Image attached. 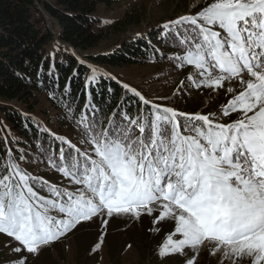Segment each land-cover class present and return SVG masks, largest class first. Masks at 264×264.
Masks as SVG:
<instances>
[{
  "label": "snow or ice",
  "instance_id": "obj_1",
  "mask_svg": "<svg viewBox=\"0 0 264 264\" xmlns=\"http://www.w3.org/2000/svg\"><path fill=\"white\" fill-rule=\"evenodd\" d=\"M163 29L165 43L183 53L169 59L194 68L190 85L218 90L238 81L226 88L232 98L219 113H180L123 84L143 107L133 116L122 100L107 125L91 95L78 117L68 107L84 149L52 134L61 147L44 155L74 190L27 172L11 150L0 165V233L19 243L14 252L38 255L94 217L156 212L154 223L174 222L161 258L190 248L194 255L185 264H195L200 246L210 242L221 264L246 257L264 264V0H210ZM91 72L89 83L98 75ZM232 113L238 118L218 122V115Z\"/></svg>",
  "mask_w": 264,
  "mask_h": 264
},
{
  "label": "trees",
  "instance_id": "obj_2",
  "mask_svg": "<svg viewBox=\"0 0 264 264\" xmlns=\"http://www.w3.org/2000/svg\"><path fill=\"white\" fill-rule=\"evenodd\" d=\"M177 1L183 3V10L187 9L189 0ZM117 2L119 0H0V165L6 163L11 150V155L17 159L21 168L32 175L58 178L55 174L44 176L48 165L44 150L49 154H58L61 144L52 134L62 137L61 134L70 133L72 136L67 138L70 142L83 138L68 107L75 109L78 117L88 102L89 95L97 109L103 113L105 125L113 112L120 111L118 105L122 100L126 102V110L130 115L139 113V109L143 107L139 98L128 92L113 77L97 69L96 81L89 83L91 69L95 67L88 66L80 57L103 67L123 68L139 64L143 57H152L154 61L158 50L162 52L159 53L160 58H166L174 65L169 57L179 48L172 46L170 42L165 43V32L159 39L162 45H155L154 53L151 44L153 34L145 39L130 36L131 33L140 31L144 22L149 19L143 5H131L114 20L103 21L98 17L99 4L109 7ZM43 13L55 26L51 29L57 38ZM122 39L123 45L113 52L99 51L106 44L117 43ZM185 72L181 71L183 75H187ZM66 86L68 92H65ZM189 89L197 97L179 101L177 108L182 113L196 112L203 107L204 97L208 101L201 111L203 114L219 113L221 106L228 101L226 89L213 91L194 86ZM41 97L54 110L53 117L47 114L49 111L45 106H39ZM219 116L217 120H220ZM232 118H238L237 114L225 116L224 121L231 122ZM21 154L25 156L23 161L18 159ZM40 194L48 195L46 191H41ZM152 222L150 219L145 223L147 225L142 223L139 230L136 229L139 231L136 245L149 249L148 258L154 256L153 248L160 246L163 240L162 237H157L162 229L155 232ZM49 249L46 247L42 252ZM55 251L57 257L63 259L60 250L57 248ZM146 251L148 252L142 251V258ZM41 257L34 258L38 260L37 264H45L47 261L44 256ZM4 260L0 259V263ZM178 260L182 264L181 259ZM206 260L203 258L201 264H212ZM246 264H251V260Z\"/></svg>",
  "mask_w": 264,
  "mask_h": 264
},
{
  "label": "rangeland",
  "instance_id": "obj_3",
  "mask_svg": "<svg viewBox=\"0 0 264 264\" xmlns=\"http://www.w3.org/2000/svg\"><path fill=\"white\" fill-rule=\"evenodd\" d=\"M208 2H210V0H189L187 9L183 10V3L177 0H119V2L109 7L99 4L97 13L98 17L103 21L114 20L128 10L131 5H143L147 9L149 19L144 22L140 31L131 33L130 36L132 38L141 36L145 39L153 34V40L150 42L153 46L152 53H154L156 50L155 45L160 44L159 39L162 38L165 32L163 29L165 22L175 20L184 15L194 16L201 11ZM38 9L41 10L40 7H38ZM43 15L50 29L51 27L55 28V26L51 24L50 18L47 17L45 13H43ZM52 32L54 37L57 38L56 33L53 30ZM123 42L122 39L117 43L106 44L99 51L111 53L114 49L123 45ZM160 45H162V43ZM159 53L162 52L157 50V55L155 54L157 59L154 58V61L152 57H143L139 64H132L129 67L123 68H107L105 66L96 65L82 57L80 58L88 66H94L105 74L114 77L120 84H128L131 88L136 89L147 100L181 112L177 108L180 104L179 101H182L183 98L189 100L197 97L195 92L190 93L191 91L189 88H191V85L186 79L194 72V68L192 66L178 68L176 63L173 65L168 62L166 58H160ZM177 54H183L180 48L176 53L172 52L171 56ZM183 70L186 71L185 73H187V75L181 73ZM229 86L238 87V81H234L231 84L226 81L225 87L222 89L225 90ZM193 91H196L195 88H193ZM190 94H193V96ZM227 97L228 100L231 99L232 94L228 93ZM207 101L208 98L204 97L203 107L196 112L188 113L203 114L201 111L206 107ZM39 102L41 103L39 106H45L47 111H49L47 114L53 117L54 110L46 103L45 98L41 97ZM224 117H222V115L219 116L220 120L224 119ZM235 119L237 118H232V120ZM61 136L67 139L72 135H70V133H64V135L61 134ZM80 141L81 139H75L72 140L71 143L81 148L83 151L84 145H82ZM32 172L37 173L35 171ZM44 173V176L50 174L58 175L56 179L43 177L51 184L61 187L69 184V181L65 177L59 175V173L49 165H46ZM69 188L72 190V186ZM156 214V212H154L153 215L142 214L139 219L133 218L130 215H114L113 217H94L91 221H82L64 237L54 241V244L51 243L48 246H44L38 255L29 254L26 250L21 253L14 252L13 249L20 246L19 243L6 234L0 233V259H5L0 264H11L18 261L21 256L27 257L26 264H37L38 260H34L37 256H39V258L44 256L45 259H47L45 264H54L57 261L59 264H179L180 260H178V258L181 259L182 264H185L186 259L194 255L193 250L190 248L185 249L186 255L169 254L163 258L158 255L159 247L165 242L166 235L174 230V222L171 220H164L158 224L154 223V216ZM150 219L153 221L152 226L155 227V232L157 229H162V232H159L157 237H162L163 239L160 246L153 248L154 256L152 258H148L149 249L146 246H144L143 249V245L139 247L136 245L138 240L137 237L139 236V231L136 229L139 230V226L142 223H147ZM103 220H107L108 223L106 225L103 224ZM97 244H99L98 248L96 247ZM46 247L50 249L43 253L42 251ZM57 248L62 253L63 259L57 257L55 251ZM141 249L148 250L144 258L141 256L143 251ZM213 251L214 248L210 242H206L204 245L200 246L198 255L195 256V264H201L203 258L209 260L212 264H221V254H212ZM250 260V258L246 257L240 261V264H246ZM223 264H231V261L224 259Z\"/></svg>",
  "mask_w": 264,
  "mask_h": 264
}]
</instances>
